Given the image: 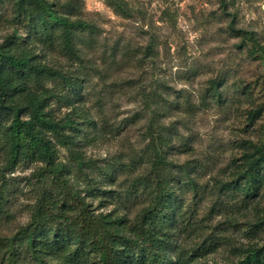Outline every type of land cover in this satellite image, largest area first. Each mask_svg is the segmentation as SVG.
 <instances>
[{"label":"rangeland","instance_id":"obj_1","mask_svg":"<svg viewBox=\"0 0 264 264\" xmlns=\"http://www.w3.org/2000/svg\"><path fill=\"white\" fill-rule=\"evenodd\" d=\"M47 1L94 27L77 32L76 55L60 32L48 40L31 34L24 21L29 6L20 0H0V46L13 40L36 61L84 79L78 105L95 129L75 117V144L51 135L52 167L97 213L133 220L156 186L151 142L160 134L170 141L162 151L191 221L179 243L199 248L191 264H235L249 247L263 246L264 222L257 233L250 225L264 217V185L245 199L235 181L245 153L264 142V59L252 58L231 28L252 32L264 45V0ZM213 81L222 82V100L211 91ZM71 111L51 103L57 120ZM9 118L0 114V122ZM2 138L0 130V264H11L10 244L17 247L44 189L57 188L41 175L43 162L7 167ZM16 255V264H35L21 247Z\"/></svg>","mask_w":264,"mask_h":264},{"label":"trees","instance_id":"obj_2","mask_svg":"<svg viewBox=\"0 0 264 264\" xmlns=\"http://www.w3.org/2000/svg\"><path fill=\"white\" fill-rule=\"evenodd\" d=\"M20 1L29 6L24 21L30 33L48 40L60 32L64 48L72 55H76L77 32L94 28L86 21L72 19L47 0ZM231 29L242 37L241 44L252 58L264 59V45L252 32ZM13 44L7 40L0 46V114L10 117L6 123L0 122L7 167L23 160L43 162L41 175L51 178L57 188L56 193L45 189L41 193L30 221L17 233V247L23 248L35 264H191L199 248L186 249L178 240L180 232L188 228L182 225L191 221L185 218L174 185L178 179L169 177L171 163L162 151L170 141L160 134L152 136L156 186L150 203L135 219L113 212L97 213L71 188L63 171L52 167L56 147L51 135L62 145L75 144L80 124L75 117L95 129L93 120L78 105L84 79L38 62L29 49L18 51ZM51 82L56 83L49 88ZM221 87L222 82H212L211 91L219 100ZM54 99L66 103L75 115L55 119L51 112ZM76 110L80 111L76 114ZM235 184L245 199L259 196L264 185V142L256 151L245 153ZM263 220L252 223L251 230L257 233ZM10 247V263L16 264V244ZM243 253L246 255L235 264H264V245L249 247Z\"/></svg>","mask_w":264,"mask_h":264}]
</instances>
